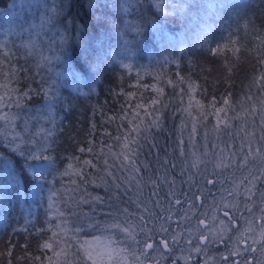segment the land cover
I'll return each instance as SVG.
<instances>
[{"label":"trees","instance_id":"obj_1","mask_svg":"<svg viewBox=\"0 0 264 264\" xmlns=\"http://www.w3.org/2000/svg\"><path fill=\"white\" fill-rule=\"evenodd\" d=\"M243 1L223 23L229 0H0V264H93L106 232L131 264H264V0ZM9 137L50 157L39 193Z\"/></svg>","mask_w":264,"mask_h":264},{"label":"rangeland","instance_id":"obj_2","mask_svg":"<svg viewBox=\"0 0 264 264\" xmlns=\"http://www.w3.org/2000/svg\"><path fill=\"white\" fill-rule=\"evenodd\" d=\"M100 1L107 3L110 0H100ZM171 1H177V0H168V3H170ZM246 5L247 3L243 0H229L227 4L218 3L215 9L217 13L223 17L221 19L223 20V23H225L227 22V20H225L223 16L224 13H226V15L228 16L231 12L236 11V13L233 15L235 16L236 20H239L245 14L243 11ZM94 10L99 13L98 14L99 16L96 17L95 15V19L97 21L98 17H103L102 5L100 3L95 5L94 3ZM194 13L195 12H191L189 14L193 15ZM189 14L187 15V17H190ZM17 25L18 24H15L13 28H15ZM100 28H101V25L99 26V29ZM248 29L249 27L245 28L242 26H238V31L242 34H247ZM19 30L20 29H18L16 32H18ZM196 32H199V31L196 30ZM104 33L106 34V31H104ZM15 35L17 36V33L13 34V36ZM13 36L12 34H8L7 38H10ZM212 38L213 39L210 42L208 41V47L210 48L212 46V50L216 52L224 50V48H227L232 42L233 43L236 42V38L235 36L232 35V33H225V35H223L222 28L218 29L217 33H215V35ZM192 102H193L192 103L193 115L198 120L205 117L207 113V105L201 101L193 100ZM110 235H112L111 232H106V233H102L98 235L96 238H94L91 241H85V243L87 244L86 248L81 247V249L84 251V258H85L84 260L87 261V258H90L93 264H123V262L125 264H131V261H129L127 258H122L124 251H127L129 249L123 245L117 246L115 244L116 242L112 240V238H110L111 237ZM117 244H119V242H117ZM95 247L96 249H94ZM131 253L132 254L136 253L132 245H131ZM191 256H193V254ZM134 264H137V261H135Z\"/></svg>","mask_w":264,"mask_h":264},{"label":"snow or ice","instance_id":"obj_3","mask_svg":"<svg viewBox=\"0 0 264 264\" xmlns=\"http://www.w3.org/2000/svg\"><path fill=\"white\" fill-rule=\"evenodd\" d=\"M7 143L9 145L10 150H14L16 153H18V159L22 173H27V175H24L25 186L27 187L28 185L32 184L34 185L35 192L39 193L42 189L41 180L43 179V174L40 171V165L37 164L36 161L42 158L50 159V157H43L42 156L43 149H41L39 146H37L36 148H29V147L22 148L20 145L15 143L14 139L10 137L7 139ZM3 144L4 142L0 143V147H2ZM0 163H3L5 166L4 170H0V177H4L5 171H7L8 173L7 183L13 184V182L15 181V176L13 175L12 161L9 160L3 153H0ZM29 176H31V179H29ZM14 186L17 191V194H19V182L15 181ZM5 191H6L5 185L0 184V194L4 193ZM2 198L3 196L0 195V199ZM177 203H179V201H177ZM164 232H166V229L161 228V233ZM157 243L160 246H162V248L164 249L168 248V240L162 239L157 241ZM48 246L49 245H45V247ZM146 247L148 249H152L153 244L149 243L146 245Z\"/></svg>","mask_w":264,"mask_h":264}]
</instances>
